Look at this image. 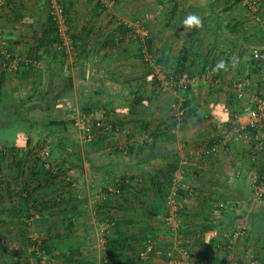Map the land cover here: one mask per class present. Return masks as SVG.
<instances>
[{
  "label": "crops",
  "instance_id": "obj_1",
  "mask_svg": "<svg viewBox=\"0 0 264 264\" xmlns=\"http://www.w3.org/2000/svg\"><path fill=\"white\" fill-rule=\"evenodd\" d=\"M63 1L65 4L71 5L68 15L72 19L71 28L76 36L75 53L73 54L75 56L66 55V58L71 59L70 62H66V60L64 62L63 57L58 62L62 63L63 70L67 68L70 69L71 73L78 74L77 78L72 74L75 82L73 90L84 89V86H87L88 89L95 92L91 93V98L98 100L101 98L99 96H103L105 97L104 101L109 102L111 100V103L115 99L113 95H117L114 90L126 89L124 85H127L128 82L134 83L135 81L136 84L141 82L135 90L148 89L152 82L148 78L144 80L143 75L146 71L141 72L139 77H131L130 80L125 79V77L122 80L115 79L116 74L114 75L112 71L113 65L132 60L137 53V49H132V55L125 48V41L129 35H118L116 26L119 23L110 20L99 21L100 16H96V14L100 13V8L88 0L85 1L91 4L87 8L84 7V11H82V5L74 0ZM188 1H194L191 5L193 10L198 6H205V4L215 5L214 0ZM252 2L253 8L250 5H244L242 1L234 4L232 1L231 9L223 14V19H220L218 36L213 34L210 20H206L196 31H192L191 35L188 34V37L193 34V39L196 42L195 47L198 42L202 47L201 51L196 50L202 55L211 54L212 57L219 58L222 62L226 57L230 58L226 63L227 68L222 73L223 78L225 76L233 78L234 73L250 74L249 77L254 82L251 85V91L257 92L261 86L260 69L247 59L250 57L252 48L264 49V0H252ZM217 5L219 7L222 3ZM247 7L256 15L254 19H249L248 14L242 13L243 9ZM201 9L198 13L200 14L202 11L206 17L211 13L206 6ZM219 10L216 11L215 9L216 12ZM0 15V27L8 32L11 40L20 42L25 46L26 52L15 51L21 58L19 64L22 61L34 63L36 69L42 70V82L45 83L48 64L44 61L41 62L37 57L43 55L48 62L51 60V55L35 48L37 37L35 31L39 36L42 26L48 22L47 0H13V2L7 0L3 12L0 11ZM101 25L112 26L113 29L106 34V32H102L106 30H103L105 27L100 28ZM17 27H19L18 33H13ZM170 37L171 34H168L163 38L162 50L167 49L170 45L168 43ZM175 40L176 38L173 37L172 41ZM205 47L208 48L204 51L203 48ZM119 67L122 68L123 66L120 65ZM84 71L89 75L90 80L86 85L81 82L80 77ZM14 76L16 80L26 85L25 89H21L24 93L21 94L18 91L20 94L18 96L21 98L30 95L32 93L31 79ZM151 87L153 86L151 85ZM220 89L228 93L231 87L225 85ZM97 90L101 92L97 94ZM126 95L124 93L123 98ZM82 99L85 98L80 94L77 102H81ZM227 99V95L223 99L220 98V104H218L221 109L228 112ZM143 103L147 105L148 102L145 100ZM73 104L75 103L72 102ZM100 104L98 103L97 106ZM108 106L110 114L114 115L113 107ZM61 107L63 108L62 117L68 119L66 117L69 112L68 108L64 104ZM112 115H109L110 121L117 122ZM129 115L132 117L143 114ZM194 118L200 119L199 115ZM206 121L210 126H214L217 119L211 114L206 117ZM191 122L194 121L190 120L188 123ZM149 123V120L144 119L140 125V131L128 129V131L121 130L118 132L114 131L115 127L111 130L104 129L95 135L99 146L93 148L86 144L87 141L82 136L77 140V150L85 160L83 171L73 169L67 175L70 180L75 177L71 185L72 194L65 193V197H53L51 201H45L44 209H42L43 216L40 217L42 220H38L35 224V226L39 225L35 228L43 239L55 247L54 253L57 255L58 264H67L64 261L66 257L64 255H69L70 252L73 254L70 264H139L138 252L143 247L145 240L131 243V247L126 246L123 250L118 251L119 257L116 262L111 263L112 258L106 257L109 254L108 240L117 237L118 225L121 230H129V232H136L137 234L141 228L149 238H153L152 240H154L155 235L164 234L163 239L154 240L159 243L162 254L153 255L149 264H226L227 259L224 260V251L226 250L233 259L243 260L246 264H249L250 259L254 261L253 264L264 263V231L255 230L250 225L260 203L251 200L250 185L256 167L250 158L248 144L232 142L220 147L219 152L214 155L206 156L201 153L205 147H203L204 145L201 147L200 143L207 140V137L196 129L194 133H190L191 125L189 129L179 131L180 126L176 124L170 126L169 120H166L164 125L158 120L152 129H149ZM146 125H148L147 128H144ZM165 125L168 128L166 132L160 131L157 137L152 135L153 132L158 131L157 128L163 129ZM119 127L121 126L119 125ZM177 127L179 130L176 129ZM210 131L209 129L207 133ZM130 146H133L134 150H130ZM169 150H173L177 158V168L173 172V178L180 173V170L184 169L182 182L179 178V186L185 188L187 192L179 196V200L182 201L181 199L184 197H189L188 202L194 207L189 208V211L181 203V210L184 212L180 213L183 217L180 228L182 226L183 233L172 231L171 235L168 233L165 235V231L158 226L162 220L164 221V217L157 219L150 213L149 208L152 203L157 205L158 211L160 207L164 208L163 203L157 201L159 196L153 188V182L159 181L162 184L168 182L170 166L163 160V156ZM89 158L92 160L91 167L87 162ZM118 180H125L130 185L128 190L130 192H127L126 197L113 195L112 191ZM134 185L140 192L138 196L131 192V187ZM139 186L141 188H138ZM104 187L112 195L109 196ZM149 197L153 201L148 200ZM232 202H236V204L234 205ZM119 205L121 207L116 209V206ZM221 206L227 211L223 212ZM213 208H215L214 212L210 211ZM67 215L74 221L72 226L64 221ZM129 220L137 221L134 222L136 223L135 226H131ZM228 224H231V233H234L231 236L233 243L230 248L229 240L223 233V229ZM17 232H21V229ZM141 233V236L137 235L140 239L144 234ZM180 235L190 249L185 260H183L182 252L188 251V245L179 239ZM16 260L9 258L2 262H4L3 264H16Z\"/></svg>",
  "mask_w": 264,
  "mask_h": 264
},
{
  "label": "trees",
  "instance_id": "obj_2",
  "mask_svg": "<svg viewBox=\"0 0 264 264\" xmlns=\"http://www.w3.org/2000/svg\"><path fill=\"white\" fill-rule=\"evenodd\" d=\"M9 1L13 2V0H8V2ZM113 1L114 3H118L120 0H113ZM157 1L161 4L163 3L171 4L172 6L171 15L177 11L178 5L180 4L178 0H157ZM232 1L234 4L237 2H241L242 0H214L215 5L205 4V6L208 7V9H210L211 11L208 17H206V15L202 11L200 13L201 17L205 19L204 21L210 20V22L212 23L213 34L216 36H218L219 33L220 19H223L222 18L223 14L231 9L232 7L231 5H233ZM5 2H7V0ZM219 3H222V5H219L218 7L217 4ZM63 4L65 5V13L67 15V19L69 20L71 18H69L68 13L71 5L65 4L64 1ZM100 4L101 2L98 1V5ZM205 6H198V9L202 10L201 8L204 9ZM215 9L216 11L218 9L220 10L219 12H216ZM116 29L118 30V35L119 34L126 35L130 32V30L131 32L133 31L131 27H127V25H123L121 23L118 24V26H116ZM35 35L37 36L35 39L36 41L35 48H37V50L41 49L46 54L51 55V60L48 62L43 57V55L42 56L38 55L37 57V59L40 60L41 62L44 61L46 64H48L47 73H46V82L45 83L42 82V78H43L42 70L40 71V69H36L35 64L32 62L29 63L27 61H22L18 65V69L15 72V75L22 76L27 79H31L32 93L28 96L21 98L12 97L16 105V107L15 108L13 107L12 109H15L16 112H19L17 111L19 110L18 106H23L25 109L28 105H32L33 103L37 102L39 103L40 106L44 105L43 113L47 115L46 120L40 122L41 128L38 123H35L33 121L27 124L26 122H24L23 128L25 132H27V129L29 127V132L26 133V136L22 138V140L20 141H15L11 145H7L5 148H1V150L5 149V152H2L0 150V165L3 164L5 162L4 160L10 156L11 157L10 165L13 173L12 180H7L5 182L6 185L2 187L3 188L2 191H4L5 196L8 197L10 201H12L13 197L18 198V202H15L13 198V203L15 205L11 204L10 208L8 209L7 207L0 208V226H3L10 222L14 223V221L12 220L7 221L6 218L3 217L5 216V213L6 214L8 213V216L14 218L15 222L21 224L20 233L21 236H23V238H27V235H29V230H28L29 224L27 222V219L33 216L31 214V212H33L32 210L38 212L39 216L42 217L43 216L42 209H44L45 201L46 202L51 201V198L53 197L54 198L65 197L64 196L65 193H68L70 195L72 194L71 185L73 184L75 177L74 179L71 178L70 180L67 178V175L73 169H80L83 171L84 169L83 162L85 160L80 154V152L77 150L78 143L76 137H74V135L71 136V132L69 131V127L71 124L74 123V120L65 119L62 117L63 108L61 107L62 105L60 104V101L63 97H65L67 94L73 91L75 82L73 80V77H71V75L62 76L63 75L62 63L58 62L62 60L60 59V57L62 56L65 57L67 53L66 52L61 53L60 51L54 49V47L53 48L51 47L54 43H59L61 41L57 34V28L52 22L50 16L46 25L42 26L40 30V35L38 36L36 34V31H35ZM72 36H73V47H74L76 36L74 35V33L72 34ZM195 44L196 42L194 41L192 34V36H189L185 40L183 46L178 51V55L174 59L170 58L167 49H163L160 50V55L154 59V63L152 65L148 60H145V56H146L145 51H147L148 54L154 55L155 44L152 39L147 38L144 42V45L141 44L139 45L140 47L138 48L137 53L135 54V56L140 58V60L147 61L145 63L146 72L143 75L145 78L144 80L150 78V80L153 83V87L155 86L154 89L157 87L161 88L162 81H160V78L158 79L157 74L154 72L155 67H159L163 71L165 79L168 82L170 81V82L178 83V81L183 76V74L187 73L189 76H192L191 72L196 62L202 63L199 74L204 73L208 69L209 70L212 69L215 71L214 77L216 79L218 78L220 79L222 77L223 71L225 70V68H227L226 63L230 60V58L226 57L223 62L224 67L218 69L217 65L221 62V59L214 58L212 57L211 54L202 55L201 53H199V51L196 50ZM253 49L254 48H252V50ZM2 59L3 57L0 54V93L3 90L2 88H5L6 78L9 75V73L5 71L1 65ZM247 60L257 65V63L253 59H251V56ZM80 77H81V82L85 83L84 85L90 82L89 75L85 71L81 73ZM171 89L172 91L175 90L177 91V93L179 92L183 94L184 99L182 101L181 110L185 113V115H189V114L191 115V113L194 114L193 110L192 111L189 110L190 105L192 103L189 96L191 92L190 86L187 84L182 86L175 85ZM219 91L221 93V99H223V97L227 95L228 97L227 101L229 107L228 109H231L232 111L237 110L236 108H233V105L236 101L234 92L231 91L226 93L222 91V89H220ZM96 92L98 94L101 91L97 90ZM155 97L158 99L159 98L158 94L155 95ZM156 98H152V96L149 97L144 96L139 89L131 90L130 95H126V97H124L126 102H124L125 108H123L122 110H126V112L129 114H144L149 106L145 105L143 102L147 100V102H152L153 104L156 102ZM171 100H172V95L170 93V95H168V98L165 99V102H170ZM104 115H105L104 121L106 123L105 127L108 128L104 127L102 130L104 129L111 130L115 126V124H112L114 121L112 122L109 121V117L108 115H106L105 112ZM213 115L216 117L217 122L225 121L228 118L227 110L221 109L220 105H218V110H215ZM162 125H164L163 122ZM147 126L148 125L144 126V128H147ZM46 130L47 133L44 134L45 138H43V140L38 139V140H34L33 142V139L30 138L29 133H32V131L39 134V133H43ZM157 130H158L157 132H153L152 134L154 137L159 136L160 134L159 132L162 130L163 132H166L168 128L165 125L163 129L157 128ZM97 140L98 139L94 137L91 141H87L86 144H88L92 148L94 146L95 147L99 146ZM218 142L219 141L217 139L209 140V142H207L206 145L210 147ZM48 143L50 144L49 145L50 154H49V158L46 161H48L51 164L52 169L46 168L41 156L37 155V152L40 149H44L46 147V144ZM129 149L134 150V147L130 146ZM86 151L89 152L88 150ZM163 160L167 162V164L170 166L169 169L170 171H168L169 172L168 182L162 184L159 181L153 180L154 181L153 188L158 193L159 197H157V201L159 203L165 202V200L167 199L169 194H171V191L174 187L173 172L177 168L176 153L173 150H169L167 154L163 156ZM87 162L89 163V166L92 164V160L90 158L87 160ZM253 163L256 167V172H255L256 175L258 176L259 179H262L264 176V155L260 156V158L257 159L256 161H253ZM0 173H2L1 167H0ZM2 183L3 182L0 181V185ZM13 183L14 185H16V190L15 187L14 188L12 187ZM115 186L116 187L114 188L115 190L116 189L117 190L112 191L113 195L119 197H126L127 192H130L128 191L130 185L127 184L125 180H121V182L115 183ZM250 186H251V195H252L251 200H256L257 202L260 203V205L256 209L257 211L256 214L253 215V220L250 221V225L255 230L263 232L264 231V196L260 198L256 197L254 189L252 188V182ZM131 188H132L131 192L132 193L134 192L135 193L134 195L138 196L140 192L137 190L136 185L132 186ZM104 190L110 196L111 193L108 191L106 187H104ZM184 192H187V190L185 188H181V186H179L176 189V195L178 197L182 196ZM236 202H232V203L235 205ZM154 204L155 203L150 204L152 205L149 208L150 213L156 216L157 219L163 218L162 210L160 209L158 211L157 205ZM117 207H121V205L116 206V209H118ZM227 208L231 209L230 207ZM221 209H223V212L227 211V209L223 207ZM181 212L183 213L182 210ZM181 212L179 211V213ZM64 221L67 222V224H69L70 226H72L74 222L69 215L65 216ZM134 222L137 221L129 220L130 225L132 224L131 226H135L136 223ZM35 227H39V225H36ZM117 228H118L117 237L113 240L111 239L108 240L109 242L107 243V249L109 251V254H107L106 257L110 259L112 258L111 263L117 261V258L119 257L118 251L123 250L124 248H126V246L131 247L130 246L132 245L131 243H137L139 242V240L143 242L144 240L146 241L151 239L149 238V236L145 234V232L141 228L138 234L136 232L135 233L129 232V230H125V231L121 230L119 225L117 226ZM231 230H232L231 224L226 225V228L223 229V233H225L224 236L227 237L228 240H230L232 238L231 236L234 234L231 233ZM141 232H143L144 234L143 237L140 239L138 238L139 236L137 235L141 236L142 234ZM29 236L31 238V235ZM38 239L39 240L36 239V241H34L32 238L28 239L27 243L28 245L32 246V244L34 243L36 244L38 241H41L40 247L46 250L49 254H51L52 258L57 259V255L54 253V250H56L55 247H52V245L48 244L46 240L43 238L40 239L38 237ZM4 248L5 247L3 245H0L1 250H3ZM64 256H66L64 258L65 263L70 264V262L72 261L71 257L73 256V254L70 252L69 255H64ZM15 263L22 264V261L16 260ZM55 264H58V262L56 261Z\"/></svg>",
  "mask_w": 264,
  "mask_h": 264
},
{
  "label": "rangeland",
  "instance_id": "obj_3",
  "mask_svg": "<svg viewBox=\"0 0 264 264\" xmlns=\"http://www.w3.org/2000/svg\"><path fill=\"white\" fill-rule=\"evenodd\" d=\"M74 1L82 5L83 7L82 11H84V7L87 8L89 4L91 3L97 4V6L100 8V11L98 10L100 13L96 14V16H100L98 18L100 19L99 21L103 22L104 20H110V21H114L117 24L121 23L123 25H127V27H131L133 31L131 32L130 30V32L128 33L129 37L125 41V48H127L129 53H131L132 55H133L132 49L138 50V48L140 47L139 45L140 44L144 45V42L147 38L152 39L155 44L154 55L148 54L147 51H145V54H146L145 60H148L152 65L154 63V59L160 55V50H162V43H163L164 37H166L168 34H171L170 41L168 42L170 45L168 46L167 51H168L170 58L174 59L178 55L179 49L183 46L185 40L188 38V34L191 35L192 31H196L197 28L200 25H202V23H204V19L201 17V14L198 13L199 9L195 8V10H193V6H191L194 1L178 0L180 4L178 5L177 11L172 15H171V8H172L171 4L169 3L161 4L157 0H120L118 3H114L113 0H88L91 3L86 2L85 0H74ZM98 1L101 2L100 5H98ZM250 3L251 4L253 3L252 0ZM5 4L1 8L0 10L1 12H3ZM82 11L80 10V12ZM242 13L248 14V16H250L249 19H254L256 16L251 11H249L248 7L243 9ZM190 16H196L200 21L199 24H193L191 26L186 25L184 22ZM69 22L72 23V19H69ZM103 27L105 26L103 25L100 26V28H103ZM111 29H113L112 26L111 27L106 26L103 29L106 31H102V32H106V34H108ZM0 30H1L3 40L5 41L7 47L10 50L26 52L24 45L20 44V42H15L14 40H11L8 32H5L1 27H0ZM18 30H19V27H17L16 31H13V33L14 32L16 33ZM71 31L73 32L72 28H71ZM142 31H146V34L145 35L142 34L141 33ZM173 37L176 38L175 41H172ZM207 48L208 47H205L203 48V50L205 51L207 50ZM196 49L199 51L202 50V47L200 46L199 42L196 45ZM74 56L75 55H72V57ZM62 57H60V59H62ZM133 57L134 59L129 60L126 63L116 62L119 65L118 64L113 65L112 71L114 72L113 73L114 75L116 74L115 79L118 78V80H122V78L125 77V79L130 80L131 77L132 78L136 76L139 77L141 72L146 71L145 63L147 61L145 60L142 61L140 60V58L136 57L135 55ZM63 59H64V62L65 60L66 62L71 61V59L66 58V56L63 57ZM201 64H202L201 62H196V64L194 65V68L192 69V72H191L192 76H190L191 82L188 84L191 89L189 96L192 101L189 110L190 111L193 110L194 114L191 113V115L190 114L185 115L184 113V116L182 115L179 116V112L182 111L181 105L184 99L183 94L179 92L177 93V91L175 90L172 91V89L169 88V86H166L165 81L162 82L161 88L157 87L154 89L155 86L150 88L151 85L153 86V83H150L151 85L148 87V89L140 90L144 96L147 94L148 95L147 97L152 96V98H156L155 95L158 94L159 98L158 99L156 98V102L153 104L152 102L147 103L149 107L143 115L132 116V117L131 115H129V113L126 112V110H122L123 108H125L124 102H126L123 96H124V93L127 95H130V91L135 90L137 85L141 83L140 81L137 82V84L135 81L134 83L128 82L126 83L127 85H124L126 86V89L114 90L117 93V95L116 94L113 95L115 99L112 100L113 102L111 103H110L111 100L109 102L104 101L105 97L103 96H99L101 97L100 98L101 100L100 99L97 100V98L95 99L91 98L92 97L91 93H95V92L92 89H88L89 87L84 86V89L77 88L76 91L74 89L73 93L67 94L65 97L62 98L60 102L61 105L64 104L65 107L68 108L69 112L66 115V117H68V119L74 120V123L71 124L69 127L71 136L74 135V137H76V140H78L79 137L81 136L75 125V121L78 118H80V116L84 115L85 113H88L90 111L97 112L100 110L105 113L107 112L106 115H108V117L109 115L111 116L112 113L110 114V111L107 108L109 104L108 107L110 106L113 107L112 111L114 115L112 116L116 118L117 122L121 123L120 124L115 121L113 122V124H115L116 126V127L114 126L115 129L112 128L114 129V131H118V132H120L121 130L128 131V129L140 131L141 130L140 125L144 119L150 121L149 129H152L153 127H155L158 120L163 122L164 124L166 120H169L170 126H173V124L180 126L179 127L180 130L178 129V127L176 128L179 131H183L184 129H189L190 125H191L190 133H194L195 129L197 131H201L202 135L207 137L206 138L207 140L202 141L200 143V146L202 147L204 145L203 147H206V144H207L206 142H208L210 138L211 139L217 138V140L219 139L218 138L219 130L217 129V123L219 122H217L216 124L214 123V126L213 125L210 126V124H208L206 121V117L213 114L215 110H218V105L220 104L219 101L221 98V93L219 91L220 87L225 86V85L226 86L229 85V87H231L232 84L238 79L248 78L250 80V89L248 88L249 93H254L253 90L251 91V88H252L251 85L254 84V82L252 79H250L249 77L250 74L247 75V73L242 72V73H234V75H232L233 78H227L226 76L225 78L221 77L220 83L217 85H214L213 80L211 79V76L206 77L205 72L202 74H199L201 70ZM120 65L121 67L122 66L123 67L120 68L119 67ZM124 66H127V67H124ZM66 70L65 69L62 70L63 71L62 76L71 75V77L74 76L75 78H77L78 76L77 73L75 74L74 72L71 73L70 69H67V68ZM154 72L157 74L158 79L160 78V81H162L163 80L162 77L164 76L163 71L159 67H155ZM72 74L74 75L72 76ZM14 75L15 73L8 75V77L6 78L5 88H2L3 90L1 89L2 91L0 93V150L1 148H5L7 145H11L15 141L22 140V138L26 136V133L29 132V127L27 126L28 129H27V132H25L23 128L24 122H26L27 124L33 121L35 123H38L41 128L40 122H43L44 120H46V116H47L46 114L43 113L44 105L42 104L43 106H40L39 103L37 102L33 103L32 105H28L25 109L23 106H18L19 110L17 111L19 112H16L15 109H12L13 107L14 108L16 107L15 101H13L12 97L16 98L15 97L16 94H17V97H19L18 95L20 94L18 93V91L21 94H23L24 91L22 92L21 89L26 88V85L23 83H20L19 80H16ZM231 91L232 90L230 89V92ZM170 93L172 95V100L170 102H165V99L168 98V95H170ZM80 94L83 95L85 99H82L83 101L81 100V102H77L78 98H80ZM94 96H98V95H94ZM72 102L75 104L72 105ZM98 103H101L100 106H97ZM241 107H242V103L235 101L233 108H236L239 110L241 109ZM228 110H229L228 111L229 113L232 111L231 109H228ZM196 115H199L200 120L199 119L197 120L194 118ZM190 120L191 121L193 120L194 122H191L189 124L188 122ZM109 121H110V118H109ZM119 125L122 128L119 127ZM209 129L211 131L207 133ZM45 133H47V130L39 134L32 131V133H29V135H30V138H32L34 142V140H38V139L43 140V138H45L44 136ZM185 138L187 139V136ZM49 145H50L49 143L46 144V147L49 148ZM243 145H246V143H244ZM186 147H187V144H186ZM220 147H222V145ZM3 150L1 151L5 152V149ZM212 155H207V156H212ZM4 161L5 162L0 165L2 172H3V174L0 173V181L3 182L0 185L1 187L0 188V208L7 207L8 209L11 207V204L12 205L14 204L13 198L15 202H18V198L13 197L12 201H10L9 198L5 196L4 191H2L3 190L2 187L6 185L5 182L7 180H12L13 178L12 168L10 165L11 157L9 156ZM183 172H184V169L180 170V173L176 176L177 179L179 178L181 179V182L184 176ZM14 186L16 190V185H14L13 183L12 187L14 188ZM138 188H141V187L139 186ZM173 190L174 189H172L171 192H173ZM189 199H190L189 197H184L183 199H181L182 201H180L177 195L173 196L171 193L169 194L165 202H162L164 205V208L160 207V209L163 212V217H166L169 214V212L172 211V208L177 209L176 219L178 221V227L176 231H180L181 233H183L182 226L180 228V225L182 224L181 220L183 217L181 215L182 212L180 214L179 211H181L182 209L181 203H183L184 208L188 209L189 211L191 207H194V205L188 202ZM148 200L153 201L151 197H149ZM214 209L215 208H213L210 211L214 212L213 211ZM182 211L184 212V210ZM3 217H5L7 221H10V220L14 221V223L10 222L8 224L0 226V245H3L5 247L3 250L0 249V260H1L0 262L8 260L10 258L12 260L13 259L21 260L22 264L27 263L29 261L34 263L33 255L30 254V251H29L31 245H28L27 240L31 239L29 235H34L36 237H39L40 239L43 238L42 235L35 228V224L41 218L39 217L38 219L34 220L33 224L28 227L29 235H27V238H23V236H21V233L17 232V230L21 229V224L18 222H15V219L8 216V213L7 214L5 213V216ZM158 226L160 227L161 230L165 231V235H167L166 233L170 234L173 231L172 228L169 227V225L166 223L165 220L164 221L162 220V222H160V225ZM17 234L19 235L16 236ZM163 235L164 234L155 235L154 240H158L159 238H162ZM179 239H181L184 242L181 235ZM184 243L187 244V242H184ZM187 249H188V253H190L189 245ZM224 253H225V256H224V260H225L227 259V256L230 255V253L227 250L224 251ZM55 261H57V259H55ZM3 263L4 262L0 264H3Z\"/></svg>",
  "mask_w": 264,
  "mask_h": 264
},
{
  "label": "built area",
  "instance_id": "obj_4",
  "mask_svg": "<svg viewBox=\"0 0 264 264\" xmlns=\"http://www.w3.org/2000/svg\"><path fill=\"white\" fill-rule=\"evenodd\" d=\"M6 0H0V10L2 6L6 3ZM250 0H242L244 5H250L253 8V4L250 3ZM48 13L49 16L57 28V34L61 42L54 43V49L62 52H66L67 55H73L75 49L73 47V32L71 31V25L67 19L65 13V5L62 0H47ZM142 34H146V31H142ZM0 54L3 57L1 60V65L5 71L9 74L15 73L18 69L19 62L21 58L16 54L15 51L10 50L5 41L2 38L0 30ZM251 59H253L257 66L260 69L261 73V86L258 92L249 93L250 80L248 78H240L232 84V91L236 101L242 103L241 109H237L229 113L228 118L225 121H220L217 123V129L219 130V139L218 143L213 144L212 146L206 147L203 149L202 153L207 155H212L219 152L220 146L228 145L232 142L246 143L249 146L250 158L252 161H256L260 156L264 155V50L262 49H253L250 53ZM206 77H210L213 80V84L217 85L220 83V79H216L214 70H206ZM205 75V74H204ZM203 75V76H204ZM163 79V80H162ZM162 82L165 81L166 86L173 88L175 85H188L191 82L190 76L185 73L180 78L178 83L168 82L165 79V76L162 77ZM184 116V112L180 111L179 116ZM179 118V117H178ZM105 115L103 111H90L80 116L75 121V125L80 133V135L86 140L91 141L95 135L101 131L106 123L104 121ZM108 128V127H105ZM49 148L45 147L40 149L37 152L38 156H41L44 161L46 168H51V164L46 161L49 158ZM52 169V168H51ZM54 169V168H53ZM252 188L254 189L255 196L260 198L264 196V176L262 179H259L258 176H252ZM121 182L120 180L117 183ZM116 187V186H115ZM179 187V179L174 178V187L172 195H176V189ZM117 190V189H116ZM113 188V191H116ZM175 198V197H174ZM31 214L33 215L27 222L31 226L34 220L38 219L40 216L37 212L32 210ZM177 209L172 208V211L164 217V220L172 228L173 231H176L178 227V221L176 219ZM31 238L36 241L39 240L38 237L31 235ZM233 240H229V248ZM41 241H38L36 244H32L29 251L30 254L33 253L34 263L29 261L24 264H55L56 261L52 258L46 250L42 249ZM162 254L161 247L158 243L152 239H149L143 243V247L138 252L139 264H149L153 255ZM188 251L185 250L182 252L183 260L187 258ZM169 256L171 254L169 253ZM252 259L249 260V264H253ZM226 264H246L243 260L233 259L230 255L227 256Z\"/></svg>",
  "mask_w": 264,
  "mask_h": 264
},
{
  "label": "clouds",
  "instance_id": "obj_5",
  "mask_svg": "<svg viewBox=\"0 0 264 264\" xmlns=\"http://www.w3.org/2000/svg\"><path fill=\"white\" fill-rule=\"evenodd\" d=\"M199 19L196 16H190L188 19L185 20V24L186 25H193V24H199ZM224 67V63L221 61L218 65L217 68H223Z\"/></svg>",
  "mask_w": 264,
  "mask_h": 264
}]
</instances>
